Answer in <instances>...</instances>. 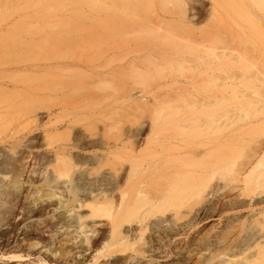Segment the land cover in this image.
Returning <instances> with one entry per match:
<instances>
[{"label":"bare ground","instance_id":"obj_1","mask_svg":"<svg viewBox=\"0 0 264 264\" xmlns=\"http://www.w3.org/2000/svg\"><path fill=\"white\" fill-rule=\"evenodd\" d=\"M186 1L0 0V262L29 259L14 243L29 226L21 241L47 245L36 264H82L76 255L89 249L88 264H177L189 252L192 264H207L224 239L208 256L200 241H183L190 197L206 203L229 177L244 184L227 207L252 206L239 224L249 219L256 259L242 264H264V139L255 141L264 129V0H211L201 25ZM46 29L89 32L95 46H44ZM186 96L188 108L172 103ZM27 197L39 218L30 225L15 221ZM211 203L192 216L213 218ZM101 217L107 232L95 227ZM41 223L51 235L73 228L79 249L41 242Z\"/></svg>","mask_w":264,"mask_h":264},{"label":"rangeland","instance_id":"obj_2","mask_svg":"<svg viewBox=\"0 0 264 264\" xmlns=\"http://www.w3.org/2000/svg\"><path fill=\"white\" fill-rule=\"evenodd\" d=\"M210 4H212L211 0H187L186 1V7L187 8L194 6L202 12L201 18H198L196 20V21H200V23L198 25H201L202 22L205 21V17L209 16V15L207 16V14H208L209 10L211 9ZM193 11L194 10H191V13L189 14V16L192 15ZM206 20L208 21L207 18H206ZM18 30H13V32H16ZM50 31L51 30L46 29L43 32V34H44L43 38L45 40L44 46H60L62 49L69 48L70 46H95V44H93L94 38H92V35L89 32H81L80 33V32H55V31L50 32ZM19 32L21 33V31H19ZM16 35H17V33H16ZM18 35H22V34H18ZM104 42L100 40V42H99L100 46H107V45H105ZM97 46H98V44H97ZM189 100H190V97L186 96V101L182 102V100H177V101L173 100L172 103L174 102L173 104H175V105H178V104L179 105L182 104L184 106L186 105V108H188V101ZM225 106H226L225 104H222L220 106V108H218V110L215 111V113L222 114L225 110ZM189 107H191V106L189 105ZM188 120H190V119H186V121H182V123H186ZM245 135H246V133H245ZM247 136L246 137L244 136L245 138L244 137L242 138V136H239V137H241V139H243L241 142L247 143L248 142ZM262 138L264 139V129L261 131L260 135L255 138V141H256V139H258V140L260 139L259 141H262L263 140ZM194 140L195 139H189V142H187V143L188 144L194 143ZM242 157H244V156H242ZM242 157L238 158V161ZM243 159H241L240 161H243ZM226 181H227V183L225 182V180H223V183L221 182L223 185L216 192V195H214V196L206 195L207 196L206 198L208 199V200L206 199L208 201V202L206 201V203L203 201L204 199L201 200V199L195 198L193 196L190 197L191 202H197V204L194 205L195 207L192 210L193 214H194V212L197 211L196 209H200L201 206H202L201 208L205 207L206 205L209 206L210 201L213 202V203H211L212 207H214V208L216 207L215 209H217L216 211L214 210V212H213L214 213L212 215L213 218L206 219L204 222H202V221H199V216L194 217V216H192L193 215L192 213H190L189 215H187L185 217V220L188 222V226L186 227V229L182 233L183 241L185 243L188 240L200 241V243L204 247V252L206 253L207 256H208V254H211L212 252H214V248H216L215 242L219 239L220 240L224 239V240H222V242L217 241L218 243L221 242L220 247H222V249H220V250H223V251L220 254H218L216 257H214L213 259L207 260V264H242L246 259H256V256L254 254H256L257 246L254 245L255 243L253 244V239L249 238L251 236H248L249 235L248 233H251L250 229L252 227L249 224V221H248L249 219H247L245 221V224H243V226H240V224H239L240 223L239 220L240 219L242 220V218L244 216H245L244 218H251L250 216H252L251 215L252 211H250V210H251L252 206H250L251 207L250 208L248 205L249 209L247 208V206H245V207L237 206L235 208H228L227 207L228 206V204H227L228 200L227 199L232 197L234 194H237V192H238L237 190H238L239 186L244 184V183L242 181L230 179L229 177L226 178ZM234 186H236V187H234ZM232 187H234V188H232ZM261 188L264 190V184L261 186ZM259 190H260V188H259ZM262 192L264 193V191H262ZM263 196L264 195H262L261 197L259 196V198H263ZM243 198H245V197H243ZM213 200H216L217 202L219 200L222 202L220 204V202L217 203L216 201H213ZM246 200H248V199H246ZM31 202H32V198H30V197L21 199V203H22V205H24L25 208L27 206H29ZM262 203H264V201ZM217 204H218V206L219 205L220 206L219 207L213 206V205H217ZM250 204H252V203H250ZM49 209L50 208H46V210H49ZM77 209L78 208H76V210ZM58 210L62 213V215L64 217L68 216L70 213H73V211L63 213V211H64L63 208H60ZM78 211L83 213V212H85V209H78ZM49 212H51V211H49ZM237 214H239V215H237ZM27 215H29V216L27 217ZM235 215L238 216L239 218L238 217L234 218ZM44 216H47V219H49V221L55 220V217L51 218V220H50L49 215H45V214H43L41 217H44ZM20 218L25 220V222L27 221L29 225L32 224L34 222V220H36L35 223L37 221H39V218L37 215H31L30 216V212L27 210V208L25 209V213L22 217H21V213L19 215L15 216V221L20 220ZM237 218H238V220H237ZM235 219H236V221H235ZM231 220H233L234 224H236V226L234 228L235 232H233V234L228 233L229 235L227 236L226 231L228 230V224L232 225L231 223H233ZM47 221L48 220H46L45 222H47ZM94 222H95V227H96L98 232H107L108 225L105 224V222H106L105 217L95 219ZM43 224L44 223H41L40 225H38V229L36 230V231H39L41 236H42L41 242L43 240V243H45V242L53 243L52 245L63 247V249H65V250H71L69 252V254L71 252H74L77 249H79L78 247L75 248L74 245H76V242L81 238L82 235H79L78 232H75V230H73V228L70 227L68 229H65V227H61L58 229L59 233H53L51 235V232L43 230V228H42ZM28 229H29V226H27V227L24 226L22 229V232H20L21 231V228H20L14 237V239H16V242H14V243L15 244L18 243L16 246L21 248V251H18V252L23 253L27 250H29V252H31V256L29 257V259H26L23 262H14V263L13 262L8 263L6 261H3V262H0V264H36L35 258L38 254L37 248H39L41 246V243L36 245L34 248H30L28 246V244H26V240L21 241V238L23 236V232H27ZM253 229H255V228H253ZM72 235H76V238H74L72 241L68 240L69 238H71ZM145 235L148 236V233L145 232ZM247 236L249 239L247 238ZM215 237H216V239H215ZM242 238H247V239L243 240ZM144 241H145V238L140 239L138 243L134 244V248H136V247L142 248L144 243H145ZM251 242H252V244H251ZM218 243H217V246L219 247ZM227 243H228V245H229V243L232 244L231 247H230V245L229 246L225 245ZM11 244H13V242ZM223 246H224L225 250L223 249ZM46 247H47V245L41 246L40 247L41 252H43L46 249ZM230 249H232V250H230ZM94 253H95V250L89 249V250L85 251L84 254L83 253H81V254L77 253L76 258L79 259L80 261H82V264H88L89 260L93 257ZM132 254H134V251L131 249V250H127V251L119 254L118 256H119V258H122L125 255L130 256ZM32 257H35V258L33 259ZM110 258H108V261L110 260ZM195 259H196V256L194 254H192V252H189L188 254L185 253L184 257L182 255L181 257H178L175 260H176L177 264H186V261H187V264H192ZM105 260H107V259L99 258L100 262H103ZM143 262H144V260H143ZM152 262H154V261H152ZM153 264H155V263H153Z\"/></svg>","mask_w":264,"mask_h":264}]
</instances>
